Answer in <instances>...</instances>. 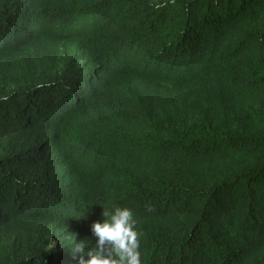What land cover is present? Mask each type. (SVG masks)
I'll use <instances>...</instances> for the list:
<instances>
[{
  "label": "trees",
  "instance_id": "obj_1",
  "mask_svg": "<svg viewBox=\"0 0 264 264\" xmlns=\"http://www.w3.org/2000/svg\"><path fill=\"white\" fill-rule=\"evenodd\" d=\"M114 206L141 264H264V0H0V264Z\"/></svg>",
  "mask_w": 264,
  "mask_h": 264
},
{
  "label": "clouds",
  "instance_id": "obj_2",
  "mask_svg": "<svg viewBox=\"0 0 264 264\" xmlns=\"http://www.w3.org/2000/svg\"><path fill=\"white\" fill-rule=\"evenodd\" d=\"M101 215L102 221L90 225L91 234L96 238L94 246L85 252V240L73 239L72 251L82 254L78 264H141L142 234L137 231L132 210L120 206L103 207ZM53 247L54 242H51L49 250Z\"/></svg>",
  "mask_w": 264,
  "mask_h": 264
}]
</instances>
